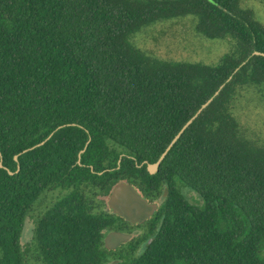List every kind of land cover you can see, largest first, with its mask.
Here are the masks:
<instances>
[{
	"label": "trees",
	"instance_id": "1",
	"mask_svg": "<svg viewBox=\"0 0 264 264\" xmlns=\"http://www.w3.org/2000/svg\"><path fill=\"white\" fill-rule=\"evenodd\" d=\"M190 16L230 41L217 64L136 46ZM257 53L264 26L246 0H0V264H264V139L234 112L245 92L264 97ZM120 182L164 194L152 240L122 259L103 247L114 221L96 206Z\"/></svg>",
	"mask_w": 264,
	"mask_h": 264
},
{
	"label": "rangeland",
	"instance_id": "2",
	"mask_svg": "<svg viewBox=\"0 0 264 264\" xmlns=\"http://www.w3.org/2000/svg\"><path fill=\"white\" fill-rule=\"evenodd\" d=\"M247 6L256 13V18L264 25V0H246ZM195 17H185L159 22L136 36V46L156 57L188 62H202L215 65L228 53L230 41L211 40L200 36L196 30ZM241 125L252 135L264 139V97L259 93L245 92L234 110ZM192 203L199 197L190 193ZM33 236V220L26 218L20 238L21 245H27Z\"/></svg>",
	"mask_w": 264,
	"mask_h": 264
},
{
	"label": "water",
	"instance_id": "3",
	"mask_svg": "<svg viewBox=\"0 0 264 264\" xmlns=\"http://www.w3.org/2000/svg\"><path fill=\"white\" fill-rule=\"evenodd\" d=\"M257 54L264 55L261 53ZM219 91L216 92L215 96L219 94ZM211 101L212 99H210L205 105H203L202 108L197 112V114L191 120L188 121V123L173 139V141L168 146L166 151L162 154V156L159 158V160L156 163L148 166L150 174H155L157 172L160 163L163 161L167 153L180 138L182 133L197 118V116L202 112V110L206 108L209 103H211ZM43 144L44 142H42L38 146H41ZM24 152H27V150ZM0 167H3L2 162L0 163ZM9 173L13 174L10 171ZM108 204L114 214L119 215L132 223H144L148 221L158 210L157 204L149 203L148 200L141 195V193L134 185L127 182H120L112 189V192L109 196ZM129 239V235L123 233H112L108 236L106 240V247L108 249H113L118 243L127 242Z\"/></svg>",
	"mask_w": 264,
	"mask_h": 264
},
{
	"label": "flooded vegetation",
	"instance_id": "4",
	"mask_svg": "<svg viewBox=\"0 0 264 264\" xmlns=\"http://www.w3.org/2000/svg\"><path fill=\"white\" fill-rule=\"evenodd\" d=\"M262 25H263V23H262ZM80 154H82V152ZM79 161H80V158H79ZM149 165H151V163L146 162L148 172H149V169H148ZM111 192H112V190H111ZM111 192H110V194H111ZM110 194L108 196H102L99 194L97 196L98 202H96V206H97V209L99 210V212L101 214H103L105 217L110 218L112 220V222L114 221V223L112 225H110L108 228H105L102 230L103 247L107 251L114 253V255H113L114 258L122 259V258H128L129 256H133V255L139 256L144 252L145 247L152 240L151 239L152 238L151 232H150L149 228H147L146 224L150 219H152L157 214L161 204L164 201V196H163L164 194H162L160 197H157V199H149V198H146L145 196H143L141 193V195L144 198H146L149 203L158 205L157 212L148 221H146L144 223H132V222L127 221L126 219L122 218L121 216L114 214V212L110 209L109 204H108ZM28 218H30V220H33V231H34L35 219L33 217H30V216ZM112 233H123V234L129 235L130 239L127 242L118 243L113 249H108L106 247V245H107L106 240H107L108 236ZM32 238H33V236H32ZM129 244L134 245L135 248L132 249L131 252L124 253L122 250Z\"/></svg>",
	"mask_w": 264,
	"mask_h": 264
}]
</instances>
